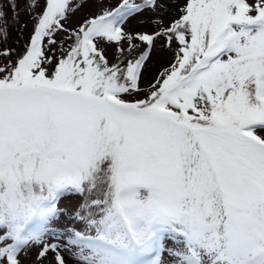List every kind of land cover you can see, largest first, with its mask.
Returning a JSON list of instances; mask_svg holds the SVG:
<instances>
[{"label":"snow or ice","instance_id":"1","mask_svg":"<svg viewBox=\"0 0 264 264\" xmlns=\"http://www.w3.org/2000/svg\"><path fill=\"white\" fill-rule=\"evenodd\" d=\"M168 3L122 0L72 30L80 4L44 0L25 52L0 65V264L33 246L34 264H67L69 248L77 264H264V0H185L161 31H124ZM60 33L71 43L48 74ZM158 36L175 63L130 102L148 52L121 68L98 43ZM72 194L84 229H57Z\"/></svg>","mask_w":264,"mask_h":264},{"label":"rangeland","instance_id":"2","mask_svg":"<svg viewBox=\"0 0 264 264\" xmlns=\"http://www.w3.org/2000/svg\"><path fill=\"white\" fill-rule=\"evenodd\" d=\"M19 8L13 11L9 5V0H0V5L4 6L6 12L5 20L6 25L0 21V25L6 27L7 35L0 36V53L5 50H11L9 57L0 55V65L8 63L11 60L15 63L19 57L25 52L27 46L30 44L31 36L34 33L36 23V15L43 9L44 0H39L40 6L36 9L30 10L26 7L28 0H17ZM80 7L70 15L66 22V27L72 30L79 29L86 21L94 16L101 14L104 9H112L117 7L122 0H76ZM137 4L145 3V0H134ZM185 0H169L168 5L163 8L146 7L142 11L130 16L124 23V31L136 37L137 34H154L161 31L164 26L179 17L178 8L183 7ZM159 21V22H158ZM65 33H60L57 36V45L55 48L46 47V55L54 57L52 63H47L44 67L47 68L48 74H52L55 69V64L61 56L62 48L67 49L70 41H67ZM131 43L135 44V48L129 47L127 40L122 41H107L102 40L98 43V48L103 51L110 65L119 64L121 68L126 67L128 61L139 58L144 52H148V59L145 61L144 68L141 71V79L139 82L141 91L133 92L132 94H125L124 99L134 101L146 98L151 89V85L159 78L160 73L175 63V49L176 44L173 43L171 47L168 46L164 36L154 38L152 45L147 42L140 41L138 38L134 39ZM123 49V53L120 51ZM150 49V51H149ZM84 202V196L80 194H72L68 198L63 199L59 207L64 211L58 218L55 228H75L83 230L84 225L76 220L75 213L79 210V206ZM49 243L64 244V239H57L53 234L46 237ZM74 248H69L63 254L67 260V264H77L76 259L72 256ZM39 251L38 246H33L27 250L26 254L22 255L23 264H34ZM168 264H174L173 258L166 257ZM46 260L44 264H50Z\"/></svg>","mask_w":264,"mask_h":264}]
</instances>
